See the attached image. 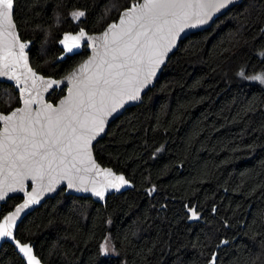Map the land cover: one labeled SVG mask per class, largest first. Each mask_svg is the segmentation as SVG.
<instances>
[{
  "label": "trees",
  "instance_id": "1",
  "mask_svg": "<svg viewBox=\"0 0 264 264\" xmlns=\"http://www.w3.org/2000/svg\"><path fill=\"white\" fill-rule=\"evenodd\" d=\"M137 1L15 0L14 19L32 42V66L59 79L89 54L57 63L62 34L99 33ZM260 73L264 0H244L183 40L143 102L94 146L99 163L135 188L104 206L61 190L23 220L17 239L34 243L44 264H264V83L249 80ZM19 106L15 88L0 84V112ZM21 201L8 200L0 219ZM108 237L115 255L103 254ZM0 264L25 263L5 244Z\"/></svg>",
  "mask_w": 264,
  "mask_h": 264
},
{
  "label": "snow or ice",
  "instance_id": "2",
  "mask_svg": "<svg viewBox=\"0 0 264 264\" xmlns=\"http://www.w3.org/2000/svg\"><path fill=\"white\" fill-rule=\"evenodd\" d=\"M228 3L230 0H142L132 4L124 11L119 24L110 25L109 31L103 34L104 51L97 70L79 80L74 85V92L69 90V97L61 101L60 108L47 105L43 117L39 112L33 116L25 108L0 115L3 122V131H0V200H4L9 191H24V182L28 179L42 182L47 176L50 188L54 173L63 174L62 178H68V186L72 187L69 174L76 169L77 161L88 154L91 140L103 130L105 117L122 106L125 98L138 97L140 88L154 74L155 67L163 61L185 27L206 23L214 12ZM12 8L13 0H0V35L5 32L13 35L8 31L15 27ZM71 15L78 20L85 13L76 11ZM112 29L119 31L112 32L109 39ZM85 36L83 31L78 35H65L62 43L71 51L80 46L79 42ZM25 46L19 44L21 54ZM91 63L82 67L87 68ZM250 79L264 83V75ZM24 103L27 106L31 101ZM17 112L23 115L17 117ZM38 194L35 191L29 193L28 200L5 219L0 225V237L11 235L10 222L23 208L35 202ZM20 251L28 255L31 249L25 246Z\"/></svg>",
  "mask_w": 264,
  "mask_h": 264
},
{
  "label": "water",
  "instance_id": "3",
  "mask_svg": "<svg viewBox=\"0 0 264 264\" xmlns=\"http://www.w3.org/2000/svg\"><path fill=\"white\" fill-rule=\"evenodd\" d=\"M244 0H230V3L226 7L214 12L206 23L198 24L195 26L185 27L182 32L179 33L175 44L166 52L163 57V61L155 67L154 74L148 79V82L140 88L139 95L136 99L124 100L122 106L118 107L116 111L105 117L103 130L95 135V138L91 140L89 145L88 154H85L76 163V169H73L69 174L72 178V187H69L68 178H62L63 174H53V179L50 188L49 178L46 176L42 182L33 181L31 179L25 180L24 191H9L4 200H0V212L2 206L5 205L8 200L19 197L22 199L13 210L8 212L0 219V225H2L8 216H11L15 212L16 208L20 207L21 204L29 198V193L35 191L38 194L36 201L30 203L27 208H23L20 213L10 222L9 231L10 236L0 237V250L5 244H10L14 247L16 253L21 257L25 264H44L35 251V244L32 242L22 243L17 239V230L23 220L33 213L36 209L42 206L48 199L55 198L61 190L65 191L67 196H76L83 198H91L94 202L101 205H106L108 197L112 195H119L127 191L133 190L135 185L127 178L123 173H118L112 167L103 166L96 159L94 153V146L103 138L106 137L111 124L118 120L124 113L135 106L140 105L143 102L144 96L155 87L156 83L160 79V76L164 70V67L168 63L169 59L177 52L179 46L183 40L190 37L192 34H196L212 27L216 19L224 16L232 8L240 5ZM142 2L139 0L133 4ZM132 5V4H131ZM129 8V7H128ZM124 9L116 21L111 22L107 25L103 31L99 33L90 34L85 29H79L76 32H65L62 34L61 39L58 42V47L63 53L57 58L56 62H62L69 56H75L80 54L84 49L89 53L88 56L78 64L72 71L65 76L55 79L53 77L44 76L39 73L31 64L30 49L32 47L31 41H25L22 39L18 30L17 24L14 19L15 0H13V8L11 9V18L15 25L14 28L8 29L13 35L4 34L0 35V73H7V75H0V84L11 85L15 88V91L19 95L20 106L13 109L25 108L26 112L30 111L33 116L37 112L43 114L47 105H52L53 108H60L61 101L66 100L69 97V90L75 91L74 85L81 79H86L97 70V65L100 62L101 55L103 54V34L109 31L110 25L119 24V20L122 17ZM80 31L86 33V36L79 42V47H74L71 51L65 47L62 43L65 35H78ZM119 29H112L109 32V39H111L112 32H118ZM16 37V39L13 38ZM24 43L26 46L23 49V54L19 48V44ZM71 43V42H69ZM99 53V55H98ZM88 64L87 68L82 66ZM6 66V67H5ZM35 74V75H33ZM42 78V79H41ZM144 74L141 73L140 79L143 80ZM55 81V83H49ZM65 89V94L56 103L49 101V96L55 91H62ZM23 90V91H22ZM31 101L27 106L24 101ZM12 110V111H13ZM9 113H2L0 115H9ZM23 115V113L17 112V117ZM0 131H3V122L0 121ZM123 177V180L120 179ZM9 183L12 182V178L9 177ZM99 192L101 195H97ZM229 242L223 240L220 247L228 246ZM27 247L31 249L28 255L21 252V247ZM34 258V259H32ZM216 253L214 255V260Z\"/></svg>",
  "mask_w": 264,
  "mask_h": 264
},
{
  "label": "rangeland",
  "instance_id": "4",
  "mask_svg": "<svg viewBox=\"0 0 264 264\" xmlns=\"http://www.w3.org/2000/svg\"><path fill=\"white\" fill-rule=\"evenodd\" d=\"M74 12H76V11H74ZM261 75H264V74H261L260 73V74H256V75H251V76H249V80H251V81H258V80L250 79V77H252V76H261ZM191 217L193 219H195V218H197V215L195 214V216H194L193 215V211H192L191 212ZM102 250H103V254H105V255H115L116 254L115 249H114V246L112 244V241H111L110 237H108L105 240V242L103 243Z\"/></svg>",
  "mask_w": 264,
  "mask_h": 264
}]
</instances>
